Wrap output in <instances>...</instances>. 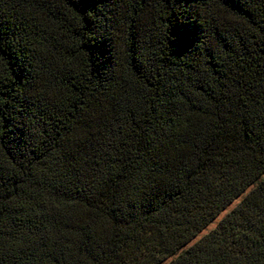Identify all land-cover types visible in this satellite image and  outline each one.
<instances>
[{"label": "trees", "instance_id": "1", "mask_svg": "<svg viewBox=\"0 0 264 264\" xmlns=\"http://www.w3.org/2000/svg\"><path fill=\"white\" fill-rule=\"evenodd\" d=\"M172 255L264 264V0H0V264Z\"/></svg>", "mask_w": 264, "mask_h": 264}, {"label": "rangeland", "instance_id": "2", "mask_svg": "<svg viewBox=\"0 0 264 264\" xmlns=\"http://www.w3.org/2000/svg\"><path fill=\"white\" fill-rule=\"evenodd\" d=\"M250 188H248L244 193L243 195L249 190ZM242 195V196H243ZM242 196L236 198L229 206H227L224 210H222L220 212V214L215 218L213 219L201 232H199L197 234V236L193 239V241L191 243H193L194 241H196L198 238H200L203 234L209 232L212 228H214L217 224V222L225 215V213H227L230 209H232L239 201L240 199L242 198ZM190 243V244H191ZM189 244V245H190ZM172 258H174V255L168 257L165 261L162 262V264H166L168 261H170Z\"/></svg>", "mask_w": 264, "mask_h": 264}]
</instances>
